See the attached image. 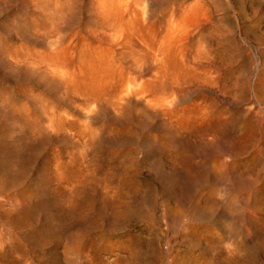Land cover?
<instances>
[{
	"label": "rangeland",
	"instance_id": "374dc122",
	"mask_svg": "<svg viewBox=\"0 0 264 264\" xmlns=\"http://www.w3.org/2000/svg\"><path fill=\"white\" fill-rule=\"evenodd\" d=\"M0 264H264V0H0Z\"/></svg>",
	"mask_w": 264,
	"mask_h": 264
}]
</instances>
